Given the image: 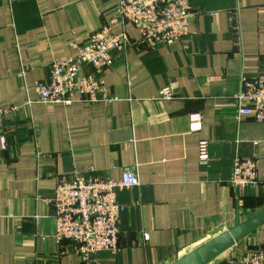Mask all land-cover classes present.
I'll use <instances>...</instances> for the list:
<instances>
[{
	"label": "crops",
	"instance_id": "crops-1",
	"mask_svg": "<svg viewBox=\"0 0 264 264\" xmlns=\"http://www.w3.org/2000/svg\"><path fill=\"white\" fill-rule=\"evenodd\" d=\"M189 3L188 37L114 52L102 73L109 101L64 106L41 104L35 84L88 43L114 1L0 0V109L9 110L0 135V264H172L237 217L264 210V123L237 122L233 106L241 76L264 72V0ZM128 34L136 43L138 32ZM164 87L172 100L159 99ZM192 114L199 131H190ZM237 151L257 169L258 184L243 192L230 187ZM126 171L139 186L117 193L126 206L118 249L84 261L55 237L53 192L75 172L119 181ZM263 248L264 225L210 264Z\"/></svg>",
	"mask_w": 264,
	"mask_h": 264
},
{
	"label": "built area",
	"instance_id": "built-area-1",
	"mask_svg": "<svg viewBox=\"0 0 264 264\" xmlns=\"http://www.w3.org/2000/svg\"><path fill=\"white\" fill-rule=\"evenodd\" d=\"M112 1L115 3L113 16L101 24L88 43L74 57L50 64L47 80L36 82L41 104L71 106L82 102H108L102 73L112 66L114 52L125 55L139 45L144 50H152L180 42L189 36L192 18L189 0ZM129 28L139 34L134 44L128 34ZM85 67H90L95 76L85 75ZM23 74L21 69L18 76L22 78ZM174 97L169 87L159 91L161 100H172ZM233 106L237 122L250 118L256 123H264V72L252 80L241 76L240 88L233 96ZM8 112L0 109V135ZM189 119L190 131H199L200 116L192 114ZM0 139L4 141L2 136ZM206 159V144L201 143L200 160L205 162ZM257 184L255 163L241 157L237 151L233 157L230 187L243 192ZM138 186L139 181L133 171L124 172L119 181L84 179L79 172H75L71 182L58 183L50 200L55 209L57 241L71 242L75 253L84 261L100 252H116L120 216L126 209L118 202L117 193ZM147 239V235H144V241ZM234 264H264V248L243 253Z\"/></svg>",
	"mask_w": 264,
	"mask_h": 264
},
{
	"label": "water",
	"instance_id": "water-1",
	"mask_svg": "<svg viewBox=\"0 0 264 264\" xmlns=\"http://www.w3.org/2000/svg\"><path fill=\"white\" fill-rule=\"evenodd\" d=\"M264 225V210L235 224L228 231L216 236L172 264H210L252 232Z\"/></svg>",
	"mask_w": 264,
	"mask_h": 264
},
{
	"label": "bare ground",
	"instance_id": "bare-ground-1",
	"mask_svg": "<svg viewBox=\"0 0 264 264\" xmlns=\"http://www.w3.org/2000/svg\"><path fill=\"white\" fill-rule=\"evenodd\" d=\"M221 256V255H220Z\"/></svg>",
	"mask_w": 264,
	"mask_h": 264
},
{
	"label": "rangeland",
	"instance_id": "rangeland-1",
	"mask_svg": "<svg viewBox=\"0 0 264 264\" xmlns=\"http://www.w3.org/2000/svg\"><path fill=\"white\" fill-rule=\"evenodd\" d=\"M182 258V257H181Z\"/></svg>",
	"mask_w": 264,
	"mask_h": 264
}]
</instances>
